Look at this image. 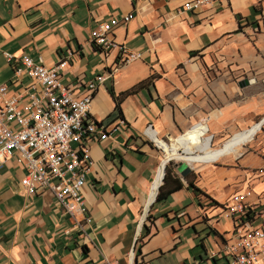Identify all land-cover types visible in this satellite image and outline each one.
Here are the masks:
<instances>
[{
	"label": "crops",
	"instance_id": "0c3cea01",
	"mask_svg": "<svg viewBox=\"0 0 264 264\" xmlns=\"http://www.w3.org/2000/svg\"><path fill=\"white\" fill-rule=\"evenodd\" d=\"M188 1L0 0V85L12 83L14 91L26 80L11 82L12 65L4 53L52 66L70 51L60 83L78 84L79 93L83 86L78 82L109 72L116 52L100 53L89 38L110 18L132 16L111 36L128 52L140 54L92 93L88 116L107 138L86 146L92 166L81 196L90 222L81 231L76 228L81 216L64 215L51 194H24L19 183L24 170L13 158L0 164V264H227L208 257L232 236L223 203L196 182L200 193L193 194L177 164L172 168L182 188L154 202L157 192L152 190L167 157L157 143L171 146L193 135L201 144L220 146L251 128L255 118H264V103L252 101V84L239 88V80L229 79L232 70L212 65L221 54L240 62L236 45L242 44V31L237 30L250 15L263 14L253 5L262 2L263 7L264 0H224L195 13L181 12ZM146 80L115 109L114 97ZM237 150L225 156H236ZM233 165L221 169L226 180L246 168L240 160ZM256 180L254 189L262 191L264 178Z\"/></svg>",
	"mask_w": 264,
	"mask_h": 264
},
{
	"label": "built area",
	"instance_id": "2783aa9c",
	"mask_svg": "<svg viewBox=\"0 0 264 264\" xmlns=\"http://www.w3.org/2000/svg\"><path fill=\"white\" fill-rule=\"evenodd\" d=\"M224 0H190L180 6L183 13H195L211 8ZM130 14L110 18L97 25L90 34V45L102 54L116 52L114 67L102 75L78 84L62 85L60 71L72 54L65 52L52 66H45L38 58H14L4 53L7 64L12 65L13 83L25 78L14 91L10 85H0V164L13 158L24 174L19 183L24 194L31 196L47 192L54 198L64 215L73 219L79 215L82 222L78 230L90 222L81 196L86 175L92 166L86 150L87 144L103 141L107 131L89 116L93 91L112 72L140 58L114 43L112 31L131 20ZM117 126L110 132H116ZM264 178V170H258ZM248 193H234L220 205L223 218L232 225V236L208 257L225 259L227 264H264V189L249 200ZM105 264H108L105 262Z\"/></svg>",
	"mask_w": 264,
	"mask_h": 264
},
{
	"label": "rangeland",
	"instance_id": "374dc122",
	"mask_svg": "<svg viewBox=\"0 0 264 264\" xmlns=\"http://www.w3.org/2000/svg\"><path fill=\"white\" fill-rule=\"evenodd\" d=\"M253 6H260L263 14H260V16L257 14L254 18L253 15H250L248 22L237 30L242 31L240 36L242 44L236 45L241 64L239 65L238 59L236 61H232V59L228 60L229 58L222 57L221 54V58H215L212 65L219 70H232L234 76L229 79L233 82L247 79L249 84H252V101L256 100L258 103H264V4L263 7L262 2L256 3ZM260 123H262L260 128L247 143L240 146L236 156H223L212 164L197 163L189 166V179L193 183L196 182L203 192L220 204L225 203L234 192L249 193L250 196H257L261 191L254 189L257 181L256 178L258 179L255 173L258 170H264V121L262 122V117L255 118L251 124V126H254ZM231 138L230 136L227 141ZM227 141H224V143ZM224 143L220 146H216L214 142L204 143L196 154L220 149L224 146ZM259 159L263 160L261 165L259 167L252 166ZM236 160H240V163L245 165L246 168H239L241 172H236L232 180H226L224 178V170L221 169L227 170L229 167H232L233 163H236ZM170 163L174 165L184 162L171 159Z\"/></svg>",
	"mask_w": 264,
	"mask_h": 264
},
{
	"label": "bare ground",
	"instance_id": "6f19581e",
	"mask_svg": "<svg viewBox=\"0 0 264 264\" xmlns=\"http://www.w3.org/2000/svg\"><path fill=\"white\" fill-rule=\"evenodd\" d=\"M261 124L262 123L254 125L245 131L235 134L229 141L224 143L222 148L209 150L203 154H196L201 148L202 141L196 139L193 135L187 136L186 138H179L172 143L171 146H165L159 142L157 144L163 148L167 157L175 159L176 161L184 162L188 164V166H192L197 163L214 162L218 158L239 149L241 145L252 138L256 131L260 128ZM157 184L154 185V188ZM153 190L152 193L154 192Z\"/></svg>",
	"mask_w": 264,
	"mask_h": 264
},
{
	"label": "trees",
	"instance_id": "16d2710c",
	"mask_svg": "<svg viewBox=\"0 0 264 264\" xmlns=\"http://www.w3.org/2000/svg\"><path fill=\"white\" fill-rule=\"evenodd\" d=\"M253 11H255V8H253ZM147 83H148L147 80L143 81V82L137 84L136 86H134L133 88H131L130 90L114 97L115 109L118 110V104H119L120 100L122 99V97H124L125 95H131V94L135 93L138 89L144 87ZM111 95H113V94H111ZM189 177H190L189 174H187L183 178V180L186 183L187 188L193 194L200 193L199 190L196 187H194V185H193L192 181L189 179ZM181 188H182V184L178 180V178L174 175L172 164L169 162L164 167V175L162 178V184L158 188L154 202L155 203H161V202L165 201L172 193L179 191ZM210 201H211V203H215L212 200H210ZM146 220H147V218H146ZM142 237H144V236H142Z\"/></svg>",
	"mask_w": 264,
	"mask_h": 264
},
{
	"label": "water",
	"instance_id": "95a60500",
	"mask_svg": "<svg viewBox=\"0 0 264 264\" xmlns=\"http://www.w3.org/2000/svg\"><path fill=\"white\" fill-rule=\"evenodd\" d=\"M248 85V80L247 79H243V80H240L238 83H237V86L239 88H243V87H246ZM264 121V118L262 119V122ZM171 161V158L169 157H166L164 159L163 162H161V176H160V179L158 181V184L157 186L155 187V190H154V193L157 192L159 186L161 185L162 183V178H163V175H164V167L167 165L168 162ZM176 169H177V172H178V175L180 178H184L189 172H190V168L187 164L185 163H179L176 165Z\"/></svg>",
	"mask_w": 264,
	"mask_h": 264
}]
</instances>
